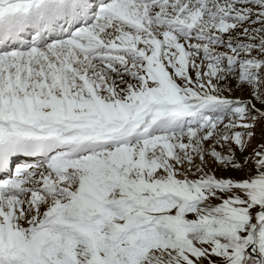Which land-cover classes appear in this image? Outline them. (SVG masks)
<instances>
[{"label": "snow or ice", "instance_id": "1", "mask_svg": "<svg viewBox=\"0 0 264 264\" xmlns=\"http://www.w3.org/2000/svg\"><path fill=\"white\" fill-rule=\"evenodd\" d=\"M0 264H264V0H0Z\"/></svg>", "mask_w": 264, "mask_h": 264}]
</instances>
